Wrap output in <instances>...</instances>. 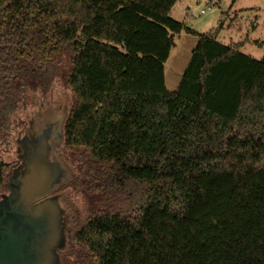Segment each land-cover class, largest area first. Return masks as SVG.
Wrapping results in <instances>:
<instances>
[{
    "label": "trees",
    "instance_id": "trees-1",
    "mask_svg": "<svg viewBox=\"0 0 264 264\" xmlns=\"http://www.w3.org/2000/svg\"><path fill=\"white\" fill-rule=\"evenodd\" d=\"M176 1L0 0V140L28 90L71 92L65 185L93 209L65 264H264V54L197 34L169 92L173 37L195 34Z\"/></svg>",
    "mask_w": 264,
    "mask_h": 264
},
{
    "label": "rangeland",
    "instance_id": "rangeland-1",
    "mask_svg": "<svg viewBox=\"0 0 264 264\" xmlns=\"http://www.w3.org/2000/svg\"><path fill=\"white\" fill-rule=\"evenodd\" d=\"M169 16L195 32L181 31L173 37V47L163 63L164 83L169 92L175 90L182 76L198 41L197 34L216 32L217 41L223 44L241 43L243 46L239 51L256 60L264 54V46L254 44V41H264V0H177ZM71 101L69 88L55 79L44 94L28 90L10 118L9 137L11 135L15 149L16 140L23 132V129H18L21 124L27 127L30 121L36 122L46 113H57L50 128L35 130L29 134L31 143L20 147L30 157L31 169L37 170V180L43 184L38 186L31 204H27V214L23 218L35 227L39 235V264H65L72 234L93 209L87 197L65 185L77 172L74 165L64 159L63 138L55 149L56 153H60L58 155L63 164L53 171L51 182L54 187L44 178L47 166L41 162L40 139L46 132L54 134L56 140L60 138V122L66 117ZM48 175H51L50 171ZM37 180L33 179L36 185ZM1 193H7V189H2Z\"/></svg>",
    "mask_w": 264,
    "mask_h": 264
},
{
    "label": "water",
    "instance_id": "water-1",
    "mask_svg": "<svg viewBox=\"0 0 264 264\" xmlns=\"http://www.w3.org/2000/svg\"><path fill=\"white\" fill-rule=\"evenodd\" d=\"M56 114H47L43 125L28 127L26 136L16 140L19 158L23 159L24 162L22 169L18 173L16 185H9L11 181V174L9 172V181L7 180L9 190L0 197V264H39V252L41 249V242L38 239L39 235L35 227L23 218L27 214V204L33 200L42 181L39 182L37 180L39 178L38 174H36L37 170L31 169L33 166L31 164L32 161L28 155L23 153L20 147L31 143V136L29 134H32L35 130H47L50 128L56 119ZM62 119L60 122L61 136L59 140L63 138V123L65 118ZM52 138H55V135L49 132L47 134L46 132L43 138L40 139L38 147L41 150V162L47 166L44 178L48 183L51 182V178L54 176V169L63 164L59 155H56L58 158L56 160L52 157L53 151L50 150V140ZM26 162L28 165H26ZM49 171L51 173L50 176L48 175ZM33 179L38 181L37 185ZM50 186L54 187V184L51 182Z\"/></svg>",
    "mask_w": 264,
    "mask_h": 264
},
{
    "label": "flooded vegetation",
    "instance_id": "flooded-vegetation-1",
    "mask_svg": "<svg viewBox=\"0 0 264 264\" xmlns=\"http://www.w3.org/2000/svg\"><path fill=\"white\" fill-rule=\"evenodd\" d=\"M47 114H49V113H46L45 117L44 116H42L41 118L38 117V120L36 122L35 121H30V123H29V125L27 127H24V125L21 124L20 127L18 128V129H21V130L23 129V132H22V135H21L20 139L22 137L26 136V130L29 129L28 127L31 128V126L33 127L35 125H43L45 123L44 121H45V118H46ZM59 141H60L59 139L56 140L55 138H52L50 140V146H51L50 150L53 151L52 152V157L55 160L57 158L56 155H58V154L60 155V153H56L55 152L56 146L60 143ZM0 144L3 145V148H1V150H0V159L4 163L7 164V166H8V174H9V172L11 174V179H10L11 181H10L9 185L10 186L16 185L17 184L18 173L22 169V164H23L24 160L19 158V154H17L16 148L14 149L12 138H11V135L9 137V133H8V136H7V138L5 140H0ZM8 181H9V179H8ZM8 187L9 186L7 185V191L9 190Z\"/></svg>",
    "mask_w": 264,
    "mask_h": 264
}]
</instances>
